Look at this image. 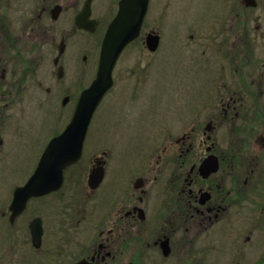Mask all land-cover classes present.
<instances>
[{"label":"flooded vegetation","instance_id":"af4514ba","mask_svg":"<svg viewBox=\"0 0 264 264\" xmlns=\"http://www.w3.org/2000/svg\"><path fill=\"white\" fill-rule=\"evenodd\" d=\"M156 1L60 188L12 213L41 156L33 162L35 136L53 122L44 150L71 120L120 0H0V187L11 186L0 201V264H264V0H189L186 23L159 17ZM184 33L190 53L177 51ZM127 69L163 72V95H174L151 105L142 92L137 162L127 139L110 146L102 129L103 102L111 95L117 106L110 117L126 105L116 86ZM26 93L38 115L17 112Z\"/></svg>","mask_w":264,"mask_h":264},{"label":"water","instance_id":"95a60500","mask_svg":"<svg viewBox=\"0 0 264 264\" xmlns=\"http://www.w3.org/2000/svg\"><path fill=\"white\" fill-rule=\"evenodd\" d=\"M147 6L148 0H120L119 10L102 40L95 79L82 93L65 129L45 147L34 173L24 185L14 190L10 205L12 213H21L30 197L58 190L63 181L64 169L79 160L91 117L112 86L116 60L124 47L138 36ZM148 44L154 50L156 38L150 36ZM92 178L93 175L90 176V182Z\"/></svg>","mask_w":264,"mask_h":264},{"label":"rangeland","instance_id":"374dc122","mask_svg":"<svg viewBox=\"0 0 264 264\" xmlns=\"http://www.w3.org/2000/svg\"><path fill=\"white\" fill-rule=\"evenodd\" d=\"M173 1H176L177 7L179 8V11L178 9L176 10V14L170 12V7ZM188 1L189 0H161L160 5H159V1H156L157 4L154 7L157 10L158 9L162 10L161 11L162 14L161 13L159 14V17L161 18L169 17L173 14L178 19L185 21L187 20L188 17L186 14V10H182V9L180 10V7H182V5ZM157 10L151 11V13H149V17H153L155 15V12H158ZM186 22L187 21H185V23ZM184 35L185 36L184 38H182V40L179 39L180 42H178L177 51L186 50L187 52L190 53V51L192 50L191 43L186 33H184ZM131 54L134 55V53ZM122 60H123L122 66L127 68L131 66L130 60L128 61V57H125ZM162 73L163 72L150 74L148 72H145L143 75H140L139 73L132 72L130 69L125 70L118 79L116 87L117 89L118 88L124 89V94L122 95L123 97L121 98L124 99V104L126 105L118 107L119 108L118 114L110 117L106 113H108V111H110L111 108L117 107L116 105L113 106L110 104L109 101V99L111 98L110 95L107 98L108 100L106 99L101 107V110L102 108L104 109L103 111H101V113H103L106 116L104 119V125H103L104 127L102 126L101 127L104 130V134L106 135L107 132V134H109L111 137L110 139L112 140L110 144L108 143V145L119 146L122 140L127 139L129 141L128 145L130 146L129 158L131 160L133 159L134 162H137L139 156L141 155V114L139 110V105H140L139 103L142 97V92H145L144 96L149 98V101L153 102L151 105L154 104L155 98L158 99L171 98L174 96L169 92H167L166 95H163L166 92V90L164 89L166 76ZM25 97L27 99L25 98L23 104L16 107L17 112L18 113L28 112V114L33 113L34 115H38L42 110L41 106L37 104L33 96H31L29 93H26ZM52 124L53 122L50 123V127L48 129H44V128L40 129L38 128L39 125H35V129H40V132L41 133L43 132L45 138H41L42 136L39 137L35 136L34 138L33 151H32V159L34 163L41 155L47 139L51 136ZM41 133H39V135H42ZM21 170H24V168ZM18 174L19 173H17V176ZM10 189L11 186L9 185L8 181L3 182V186L0 187V192L2 191L0 193V201H3L4 198H7L5 193L8 192L9 194ZM48 200L55 201L56 198L49 197ZM6 206L7 204H5V209Z\"/></svg>","mask_w":264,"mask_h":264}]
</instances>
